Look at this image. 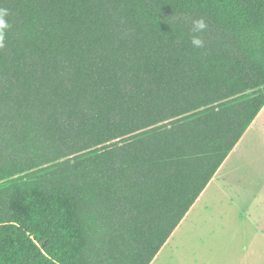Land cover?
I'll use <instances>...</instances> for the list:
<instances>
[{
	"label": "trees",
	"instance_id": "1",
	"mask_svg": "<svg viewBox=\"0 0 264 264\" xmlns=\"http://www.w3.org/2000/svg\"><path fill=\"white\" fill-rule=\"evenodd\" d=\"M0 9V264H150L264 108V0Z\"/></svg>",
	"mask_w": 264,
	"mask_h": 264
},
{
	"label": "crops",
	"instance_id": "2",
	"mask_svg": "<svg viewBox=\"0 0 264 264\" xmlns=\"http://www.w3.org/2000/svg\"><path fill=\"white\" fill-rule=\"evenodd\" d=\"M263 132L264 108L150 264H264V188L249 200L233 182L245 143ZM187 239L210 246L188 251Z\"/></svg>",
	"mask_w": 264,
	"mask_h": 264
},
{
	"label": "rangeland",
	"instance_id": "3",
	"mask_svg": "<svg viewBox=\"0 0 264 264\" xmlns=\"http://www.w3.org/2000/svg\"><path fill=\"white\" fill-rule=\"evenodd\" d=\"M243 152L244 154L233 165L235 174L233 182L248 186L250 190L246 192V198L251 200L258 194L259 184L264 188V132L253 134L252 140L249 139L245 143ZM185 243L188 251L210 246L209 239L203 243L200 240L187 239Z\"/></svg>",
	"mask_w": 264,
	"mask_h": 264
},
{
	"label": "clouds",
	"instance_id": "4",
	"mask_svg": "<svg viewBox=\"0 0 264 264\" xmlns=\"http://www.w3.org/2000/svg\"><path fill=\"white\" fill-rule=\"evenodd\" d=\"M8 15L6 9H0V48L4 47L5 31L10 27L4 16ZM207 28V23L204 18H196L192 21L190 42L194 48H203L205 46L204 40L199 33H202Z\"/></svg>",
	"mask_w": 264,
	"mask_h": 264
}]
</instances>
